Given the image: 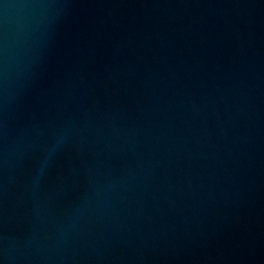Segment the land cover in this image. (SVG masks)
Masks as SVG:
<instances>
[{"label":"water","instance_id":"water-1","mask_svg":"<svg viewBox=\"0 0 264 264\" xmlns=\"http://www.w3.org/2000/svg\"><path fill=\"white\" fill-rule=\"evenodd\" d=\"M0 264H264V0H0Z\"/></svg>","mask_w":264,"mask_h":264}]
</instances>
